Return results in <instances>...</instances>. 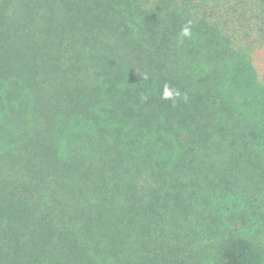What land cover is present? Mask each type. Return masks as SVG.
I'll return each mask as SVG.
<instances>
[{
  "label": "trees",
  "instance_id": "obj_1",
  "mask_svg": "<svg viewBox=\"0 0 264 264\" xmlns=\"http://www.w3.org/2000/svg\"><path fill=\"white\" fill-rule=\"evenodd\" d=\"M263 46L264 0H0V264H264Z\"/></svg>",
  "mask_w": 264,
  "mask_h": 264
},
{
  "label": "rangeland",
  "instance_id": "obj_2",
  "mask_svg": "<svg viewBox=\"0 0 264 264\" xmlns=\"http://www.w3.org/2000/svg\"><path fill=\"white\" fill-rule=\"evenodd\" d=\"M258 31H254V36H257ZM260 43L258 42L256 45H259ZM260 49H264V46ZM264 170V166H263ZM262 173V171H261ZM253 184H262L261 189L258 192L257 195L250 193L246 191L248 194L253 195L256 199L251 200L253 204V212H254V223L251 227V235L252 238L258 241L260 246L264 249V172L262 177L257 182H252V180L246 181L244 183L245 189L250 190Z\"/></svg>",
  "mask_w": 264,
  "mask_h": 264
},
{
  "label": "clouds",
  "instance_id": "obj_3",
  "mask_svg": "<svg viewBox=\"0 0 264 264\" xmlns=\"http://www.w3.org/2000/svg\"><path fill=\"white\" fill-rule=\"evenodd\" d=\"M192 24L191 20L187 21L181 28V31L178 35V41L183 42L185 38L192 37ZM143 79H147V76H144ZM181 94L179 91L170 89L167 84L164 85L162 98L165 100L174 99L175 97H179ZM142 99H147V97H143Z\"/></svg>",
  "mask_w": 264,
  "mask_h": 264
}]
</instances>
